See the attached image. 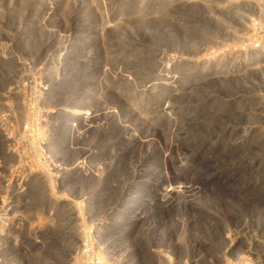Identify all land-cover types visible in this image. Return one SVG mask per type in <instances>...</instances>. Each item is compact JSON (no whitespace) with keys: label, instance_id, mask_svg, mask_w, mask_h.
<instances>
[{"label":"rangeland","instance_id":"374dc122","mask_svg":"<svg viewBox=\"0 0 264 264\" xmlns=\"http://www.w3.org/2000/svg\"><path fill=\"white\" fill-rule=\"evenodd\" d=\"M254 262L264 0H0V264Z\"/></svg>","mask_w":264,"mask_h":264},{"label":"built area","instance_id":"2783aa9c","mask_svg":"<svg viewBox=\"0 0 264 264\" xmlns=\"http://www.w3.org/2000/svg\"><path fill=\"white\" fill-rule=\"evenodd\" d=\"M52 61H53V63L58 62L59 65H62V66L65 65V63H61L60 60H57V61H56V60L53 59ZM63 70H65V67H64V66H63ZM62 81H63V82H68V81H69V80H68V77H64V78L62 79ZM68 83H69V82H68ZM76 86H77V87H81L82 84L79 83V84H77ZM69 87H70V86H69ZM82 90H83V89H82ZM90 99H91V97H90L89 94H83V95L81 96V103H82V105H81V104L78 105L79 108H80V109H82V108H83V109H87L88 106H90ZM89 113H90V111H88V110H87L86 113H84L85 115H87V120L89 119V118H88V116H89L88 114H89ZM83 118H84V117H82V116H80V118H75L76 121H74L73 126L76 127L77 124L80 125L81 123H83V122H82ZM8 257H9V256L4 257V260L6 259V260L10 261L9 259H7ZM9 258H10V257H9ZM17 261H18V260H17ZM258 263H259V261H258ZM253 264H255V262H254Z\"/></svg>","mask_w":264,"mask_h":264},{"label":"trees","instance_id":"16d2710c","mask_svg":"<svg viewBox=\"0 0 264 264\" xmlns=\"http://www.w3.org/2000/svg\"><path fill=\"white\" fill-rule=\"evenodd\" d=\"M167 2V1H166Z\"/></svg>","mask_w":264,"mask_h":264}]
</instances>
